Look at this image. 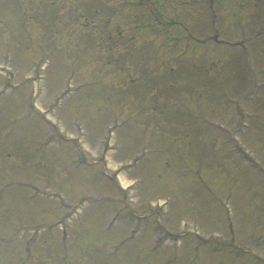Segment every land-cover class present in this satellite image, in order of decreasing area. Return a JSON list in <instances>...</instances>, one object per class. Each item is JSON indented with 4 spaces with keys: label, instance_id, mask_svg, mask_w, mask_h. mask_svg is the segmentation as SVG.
Instances as JSON below:
<instances>
[{
    "label": "rangeland",
    "instance_id": "obj_1",
    "mask_svg": "<svg viewBox=\"0 0 264 264\" xmlns=\"http://www.w3.org/2000/svg\"><path fill=\"white\" fill-rule=\"evenodd\" d=\"M81 3L0 0V85L13 86L0 92V264H264V239L262 261L246 251L264 234V0ZM29 92L35 113L8 124ZM46 110L64 135L81 125V153L57 138L39 146ZM113 118L123 124L107 144ZM114 166L125 193L105 177ZM153 211L128 240L134 215ZM181 221L190 232L175 238Z\"/></svg>",
    "mask_w": 264,
    "mask_h": 264
},
{
    "label": "bare ground",
    "instance_id": "obj_2",
    "mask_svg": "<svg viewBox=\"0 0 264 264\" xmlns=\"http://www.w3.org/2000/svg\"><path fill=\"white\" fill-rule=\"evenodd\" d=\"M82 139V138H81ZM107 156L109 157V152L107 153ZM114 164H112V166H113ZM120 180L122 181V183L124 184V185H126L129 181L128 180H126L125 179V177H124V175H120Z\"/></svg>",
    "mask_w": 264,
    "mask_h": 264
}]
</instances>
